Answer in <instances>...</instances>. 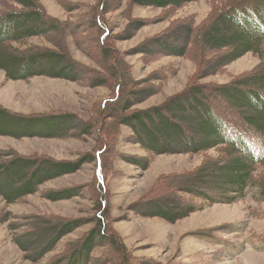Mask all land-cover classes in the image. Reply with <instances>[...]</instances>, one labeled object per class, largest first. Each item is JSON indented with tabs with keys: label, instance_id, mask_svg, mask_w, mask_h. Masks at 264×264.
Here are the masks:
<instances>
[{
	"label": "rangeland",
	"instance_id": "obj_1",
	"mask_svg": "<svg viewBox=\"0 0 264 264\" xmlns=\"http://www.w3.org/2000/svg\"><path fill=\"white\" fill-rule=\"evenodd\" d=\"M37 2L47 17L58 21L63 33L60 40L48 36L32 39L28 44L42 49L56 46L66 49L67 58L81 76L97 81L80 79L73 83L46 77L8 81L0 71V107L10 113L21 116L71 113L79 122L94 124L101 103L112 95L111 83L116 84L107 75L108 65H114L122 75L124 73L131 83L130 91L153 90V94L134 110L162 106L194 85H200L209 93L215 87L235 81L260 67L258 58L248 54L210 76L207 73L210 68H206L203 62H210L222 53L203 55L201 47L194 50V46L188 47V43L182 57L165 54L156 46L151 47L152 54L139 51L149 45L148 40L171 31L170 26L176 23L203 26L222 0H199L167 10L136 7L131 0ZM100 2L105 8L100 13V20L108 30L107 38L102 39L103 32L95 23ZM12 9H18L14 0H0V12ZM134 20L145 22V26L133 32L131 22ZM169 36L168 46L180 48L183 33L169 32ZM109 48L113 56L111 62L110 59L106 62L103 54ZM100 81L102 84L98 83ZM220 100L216 102L219 108L229 113L225 116L226 121L236 126V116L240 113L244 116L247 112L228 109ZM117 130L107 136L108 144L102 143L98 130L89 135L78 131L79 137L65 139L0 137V150H12L20 156L47 157L61 162L91 157L98 161L96 167L95 163L84 164L75 174L44 183L36 193L15 204L7 205L0 199V264H31L26 254L19 250L16 238L31 231V224L34 225L36 219L50 220L53 227L70 220L84 223L62 237L55 248L37 263L46 264L67 258L79 249L98 217H102L105 233L110 232L118 242L116 247L110 243L97 245L89 264H124L122 256L126 264H264V202L251 198L249 194H254L253 190L239 201L203 207L174 224L159 218H143L133 211L144 197L157 195L154 199L165 200L167 194L175 195L181 177L205 161L217 158L216 151L193 156H158L152 159L146 171H142L125 160L145 156V152L130 141L128 127H117ZM105 132L109 133V128L105 127ZM100 150H104L102 155ZM257 174L264 178V165L257 168ZM205 183L211 195H222L217 189L224 187L223 180H205ZM68 188H77L79 197L60 202L47 200V194ZM186 199L195 205L199 203V200ZM3 219L6 221L2 222ZM31 234L34 235L32 240L39 244L48 240V234H36L34 229Z\"/></svg>",
	"mask_w": 264,
	"mask_h": 264
},
{
	"label": "trees",
	"instance_id": "obj_2",
	"mask_svg": "<svg viewBox=\"0 0 264 264\" xmlns=\"http://www.w3.org/2000/svg\"><path fill=\"white\" fill-rule=\"evenodd\" d=\"M198 1L131 0V4L140 8L167 10ZM14 2L18 9L0 12V71L6 80L26 81L46 77L73 83H78L80 79L97 81L86 75L81 76L76 66L67 58L66 49H60L59 46L42 49L28 44L32 39H44L48 36H55L60 40L63 29L58 21L45 15L37 0ZM104 10V4L100 2L95 16V23L103 32L100 39L108 36V30L100 20V13ZM131 24L133 32L145 26V22L141 20H134ZM170 27L169 32L172 34L183 33L180 48L168 46L171 37L169 32H165L148 40L149 45L139 51L152 54L151 47L156 46L165 54L182 57L188 43V47L194 46V50L201 47L203 55L209 52L222 53L210 62H203L206 68H210L207 72L210 76L248 54L258 58L260 67L235 81L215 87L209 93L200 85H194L170 98L162 106L134 110L136 105L153 94V90L130 91L131 83L128 78L126 80L124 73L122 75L120 69L118 71L114 65H108L107 75L116 84L111 83L112 95L101 103L94 124L90 121L79 122L71 113L21 116L0 107V137L16 140L65 139L79 137L80 133H76L78 131L89 135L98 130L102 143L108 144L107 136L112 131L117 132V127H128L130 141L138 145L146 155L130 157L125 162L142 171H146L152 159L158 156H193L210 151L219 154L217 158L205 161L194 171L182 176L175 195L167 194L165 200L154 199L157 195L144 197L142 203H137L133 208L143 218H159L174 224L203 207L239 201L251 190L255 192L249 194L251 198L264 202V178L257 174V168L264 165V0H222L203 26L180 22ZM103 55L106 62L109 59L111 62L113 51L109 48ZM98 83L102 84V81ZM220 99L228 109L247 112L244 116L241 113L236 116V126L226 121L225 116L229 113L226 109L219 108L216 102ZM105 127L109 128V133L105 132ZM102 151L104 150H100L101 155ZM89 163H95L96 167L98 161L83 157L75 162H61L47 157L20 156L12 150H0V199L7 205L15 204L36 193L44 183L75 174L82 165ZM101 168L99 162V174ZM218 178L224 181V187L217 189L222 192L221 196H214L208 192L210 188L205 187V180L214 182ZM77 197V188L46 195L50 202L69 201ZM188 197L199 200V203H190L186 199ZM36 220L31 227L36 234H48L46 243L39 244L32 240L33 229L16 238L19 250L26 254L31 264H37L55 248L62 237L84 225L81 220H70L53 227L50 220ZM4 221L6 219L2 220ZM102 222V217L95 219V227L84 238L79 249L71 252L67 258L52 260L46 264H89L91 253L97 245L110 243L116 247L117 239L110 232L105 233ZM51 227V231L45 230ZM122 262L126 264L124 256Z\"/></svg>",
	"mask_w": 264,
	"mask_h": 264
}]
</instances>
